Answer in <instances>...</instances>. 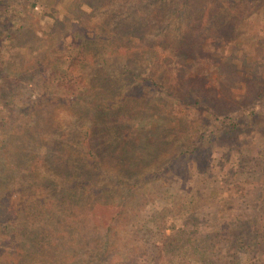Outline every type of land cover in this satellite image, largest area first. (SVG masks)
Returning <instances> with one entry per match:
<instances>
[{
  "label": "rangeland",
  "instance_id": "374dc122",
  "mask_svg": "<svg viewBox=\"0 0 264 264\" xmlns=\"http://www.w3.org/2000/svg\"><path fill=\"white\" fill-rule=\"evenodd\" d=\"M30 1L24 37L14 43V49L20 44L23 53L13 50L9 57L11 71L33 67L29 71L34 77L28 78L27 72L9 77L14 91L10 98L14 104L6 107V112L13 109L9 123L17 119L19 109L29 115L39 106L40 115L53 112L62 129L68 126L72 110L63 108L69 102L56 94L49 70L44 78L45 63L39 68L32 64L38 55L45 61L48 56L56 58L59 46L60 56H67L71 47L81 44L84 55L67 73V80L87 91L92 86L107 89L106 104L123 113L122 132L130 129V141L135 140L136 146L149 145L140 146L138 156L153 148L162 150L157 174L138 183L142 189L133 203L138 211L121 217L124 228L110 254L111 264L123 259L127 238L137 236L147 248L162 247L165 235L181 231L184 223L188 227L176 235L182 251L147 262L142 254L136 255V263L264 264V99L258 100V109L252 104L264 93V0ZM162 76L177 96L168 103L154 96L151 88L152 79ZM124 98L131 100L123 103ZM218 111H237L242 121L218 120ZM59 132L48 136L47 150L34 162L40 178L50 174L52 160L45 153L65 137ZM147 136L153 142L143 141ZM70 138L64 142L73 141ZM193 145L203 147L195 156L190 153ZM27 167L32 163L23 171ZM21 185L17 180L10 186L11 215L21 199ZM60 188L49 190L57 194L58 207L69 205L70 196L60 199L66 193ZM75 192L83 199L84 185ZM25 199L31 200L27 195ZM86 205L87 220L74 206L65 215L58 212L56 219L68 231L77 230L72 236L65 235L63 227L60 230L64 235L59 238H72L74 247L68 261L59 260L63 264H73L77 255L86 257L87 251L76 254V239L87 237L90 248V239L100 238L99 233H90L91 228L96 226L102 237L109 226L118 228L111 203L104 209L91 200ZM140 243L136 239L131 249L140 248ZM180 253L183 256L176 258Z\"/></svg>",
  "mask_w": 264,
  "mask_h": 264
},
{
  "label": "trees",
  "instance_id": "16d2710c",
  "mask_svg": "<svg viewBox=\"0 0 264 264\" xmlns=\"http://www.w3.org/2000/svg\"><path fill=\"white\" fill-rule=\"evenodd\" d=\"M30 4V0H0V264H63L59 262L61 257L64 261H68L70 259L68 256L74 253L72 238H59L64 235L60 233V230L63 227L67 232L65 235L70 234V236L74 235L77 230L68 231L63 226V221L56 219L58 212L65 215L69 210L68 207L71 206L73 209L74 206L87 220L88 212L86 213L84 206H89L86 205L89 200L98 204L100 209H104L111 203L114 209L112 221L117 224L118 228L114 229L109 226L106 231L104 229L105 237H102L101 231H98L96 226L91 228L90 233L94 235L99 233L100 238H91L90 248L87 237H78L76 244L79 249L76 250V254L79 251H87V253H85V258L77 255L73 264H111L110 254H113V248H117L115 244H118V237L121 236V230L124 228L121 224V217L138 211L133 208V203L142 189L138 183L144 184L157 174L156 168L159 165L157 163H160L163 157L162 150L157 147L151 149L153 152L155 150L154 153L149 150L142 154L144 156H138V148L140 146L146 148L149 145L146 143H140L137 146L133 144L135 140L130 141L129 136L133 135L129 127H125L128 129L127 132H122L120 117L123 113L113 107L115 105L106 104L104 97L108 93L107 89L92 86V91H87L80 87V83L78 85L76 81L71 83L67 80V73L77 68V60L84 55L81 44L71 47L67 51V56H60L63 48L59 46L55 52L56 58L44 57L47 60L45 61L38 55L35 56L36 62L32 64L39 68L45 63L44 78H47L46 70H49L51 85H57L56 94H63L64 100L69 102V106L63 108L67 112L72 110L68 115L71 119L68 126L62 129L57 114L53 112H44L40 115L39 112L42 110L39 106H36L37 109L29 115L23 114L24 108L19 109L16 112L17 119L9 123L7 116L12 115L13 109L10 108L6 112V107L10 103L14 104L10 99L14 91L9 85V77L13 74L22 75L24 72H27L28 78L33 79L34 77L29 71L33 68L30 66L28 70L21 67L16 71H11L12 62L9 57L13 50L23 53L20 50V44H16L18 49H14V43L24 37V22L31 9ZM75 39H78V36L75 35ZM52 59L54 61H50ZM146 72L149 75L150 69ZM152 81L153 87L151 88H154L152 90L154 96L167 103L172 98L176 99L173 85L169 83L166 76L160 79L153 78ZM159 83L163 87H157L156 84ZM59 89L66 91L62 92ZM160 89L162 90L159 91ZM128 96L130 97V94ZM259 99H264V93H259L257 99L252 101L254 109L258 107ZM130 100L124 98L121 101L129 103ZM134 100L136 97L133 98ZM247 108L250 109V107ZM218 114V120L222 117L231 122L242 121V116L237 114V111H218ZM71 124L75 127L74 129ZM7 129L11 131L10 134ZM55 131H60L59 134L65 137H60L61 140L48 155L46 151V157L52 160L50 162L52 165H50L51 169L47 170L50 174L40 178L38 177L39 171L35 170L39 167L34 162L39 161L43 150H47L48 136L56 134ZM124 137L125 139L121 140ZM66 138L73 141L65 143ZM143 141L153 142L149 136ZM194 146L190 151L193 156L203 149L202 146ZM184 152V148L180 150V153ZM177 158L176 153L172 159ZM31 163L32 167H27V172L23 171V168ZM58 172L65 173L66 176L63 177ZM17 180L22 183L23 189L22 191L18 189L21 199L11 215L9 190L11 184ZM79 185H84L85 188L83 199H81V194L75 192ZM59 186L66 192L60 195V199L70 196L67 198L69 205L58 207L57 194L50 193L51 187ZM26 195L31 200L25 199ZM186 227L188 226L184 223L182 230ZM181 231H176L177 234L165 235L162 247L156 248L145 247L136 236L141 247L131 249L136 239L127 238L125 254L121 256L123 259H119V262L115 264H137L136 255L141 254L145 262L150 258L159 260L163 255L164 259L171 257L178 250H183L181 243H177L179 239L176 236ZM164 232L166 234V229ZM182 256L183 254L180 253L176 258Z\"/></svg>",
  "mask_w": 264,
  "mask_h": 264
}]
</instances>
